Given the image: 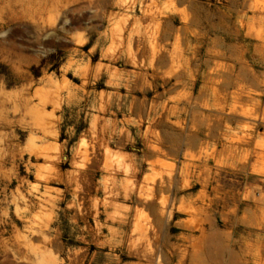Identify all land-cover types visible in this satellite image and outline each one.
<instances>
[{"label": "rangeland", "instance_id": "374dc122", "mask_svg": "<svg viewBox=\"0 0 264 264\" xmlns=\"http://www.w3.org/2000/svg\"><path fill=\"white\" fill-rule=\"evenodd\" d=\"M261 74L264 0H0V264H264Z\"/></svg>", "mask_w": 264, "mask_h": 264}, {"label": "crops", "instance_id": "0c3cea01", "mask_svg": "<svg viewBox=\"0 0 264 264\" xmlns=\"http://www.w3.org/2000/svg\"><path fill=\"white\" fill-rule=\"evenodd\" d=\"M264 74H261L259 79L255 80L257 91L260 92L255 99L260 102V119L255 124V129L249 134L253 138L248 143L239 144V152L237 155L231 154V149L234 147L226 143L225 135L232 134V131H239L242 135L243 123L231 124V129L222 127V137L217 142L222 150L220 160L221 167H216L213 161L209 160L205 164L210 166L212 172H220L223 178L222 189H258L257 191L264 192V147L258 146L259 142L264 143ZM219 136L218 130L213 133V137ZM260 189V190H259Z\"/></svg>", "mask_w": 264, "mask_h": 264}, {"label": "bare ground", "instance_id": "6f19581e", "mask_svg": "<svg viewBox=\"0 0 264 264\" xmlns=\"http://www.w3.org/2000/svg\"><path fill=\"white\" fill-rule=\"evenodd\" d=\"M257 7H258V6H256V8H257ZM262 8H263V7H262ZM135 230H136V229H135ZM137 230H138V229H137ZM139 230H140V229H139ZM139 233H140V232H139ZM135 240H136V239H135ZM138 240H139V238H138ZM136 241H137V240H136ZM134 243H135V242H134ZM136 243H137V242H136ZM137 244H138V243H137ZM136 247H137V246H136ZM136 247H135V248H136ZM144 256H145V255H144Z\"/></svg>", "mask_w": 264, "mask_h": 264}]
</instances>
